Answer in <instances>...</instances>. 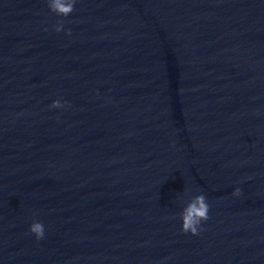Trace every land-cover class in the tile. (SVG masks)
Segmentation results:
<instances>
[{"label":"water","instance_id":"1","mask_svg":"<svg viewBox=\"0 0 264 264\" xmlns=\"http://www.w3.org/2000/svg\"><path fill=\"white\" fill-rule=\"evenodd\" d=\"M0 264H264V0H0Z\"/></svg>","mask_w":264,"mask_h":264},{"label":"clouds","instance_id":"2","mask_svg":"<svg viewBox=\"0 0 264 264\" xmlns=\"http://www.w3.org/2000/svg\"><path fill=\"white\" fill-rule=\"evenodd\" d=\"M75 0H48L49 10L58 16H68L74 10ZM62 23L57 22L55 31L60 32L62 30ZM70 32H66V35ZM53 108L62 107L59 100L53 101L51 104ZM240 190L236 189L233 195H239ZM209 205L206 202L204 195H199L194 198L193 202L188 203L180 213L181 219V231L197 235L201 224V221L208 219ZM29 231L35 235L37 240H40L44 236V226L40 222H33Z\"/></svg>","mask_w":264,"mask_h":264}]
</instances>
